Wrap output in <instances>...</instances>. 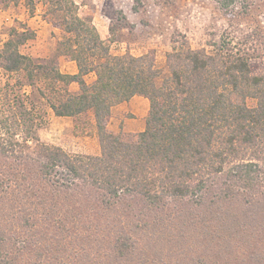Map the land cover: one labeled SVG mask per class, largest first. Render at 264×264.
I'll return each instance as SVG.
<instances>
[{"label": "trees", "instance_id": "16d2710c", "mask_svg": "<svg viewBox=\"0 0 264 264\" xmlns=\"http://www.w3.org/2000/svg\"><path fill=\"white\" fill-rule=\"evenodd\" d=\"M25 1L33 12L36 0ZM218 2L235 18L251 6ZM44 4L67 34L60 45L78 71L37 64L22 50L36 33L21 21L0 46L7 81L0 86V208L9 218L0 214V264H23L33 252L28 264H149L152 256L264 264V61L254 55L256 30L239 33L235 21L210 49L175 40L159 83L153 53L112 54L75 0ZM42 78L47 85L37 87ZM74 82L77 92L69 89ZM36 92L57 116L92 111L99 152L42 142L30 101ZM136 95L149 100L145 128L110 131L113 106Z\"/></svg>", "mask_w": 264, "mask_h": 264}, {"label": "rangeland", "instance_id": "374dc122", "mask_svg": "<svg viewBox=\"0 0 264 264\" xmlns=\"http://www.w3.org/2000/svg\"><path fill=\"white\" fill-rule=\"evenodd\" d=\"M81 15H90L101 37L109 45L112 54L131 53L142 55L153 53L156 65L161 68L159 79L168 74L166 55L175 48V40L187 39L192 48L210 49L209 43L220 41L224 30L230 29L232 23L238 21L236 28L239 33L244 30H256L252 37V46L257 49L254 55L264 61V48L259 44V35H264V0H250L251 6L247 14L241 12L237 18L229 17L220 6L218 0H75ZM21 21L36 33V37L23 46V51L32 56L39 64L51 68L56 65L63 73L74 69L69 58L63 55L61 42L66 33L53 24L50 15L46 14L44 0H36L33 12L27 7L25 0H0V46L9 36L11 27ZM238 26V27H237ZM263 37V36H262ZM253 52V51H252ZM77 65V64H76ZM95 73L86 78L87 82L95 81ZM37 87H44L46 79H37ZM6 76L0 70V86L6 84ZM48 88V86H47ZM30 85L23 90L32 94ZM71 91L77 92L79 85H69ZM51 94L52 89L49 88ZM30 101L35 105L37 129L42 142L58 145L72 154H95L100 150L98 132L92 111L77 116H57L46 99L38 92L31 95ZM29 101V103H30ZM149 100L140 95L113 106L108 122L110 131L138 132L145 128ZM1 161V158H0ZM4 209V208H3ZM6 210V209H5ZM4 210L0 208L1 216ZM13 209L9 212L11 213ZM7 221L9 218L4 217ZM3 223L1 218L0 224ZM168 251L165 244L164 252ZM27 254L22 259L28 264L35 258ZM150 257L149 264H178L177 257L165 256L167 260H154ZM183 258V257H181ZM172 260L171 263L169 262ZM152 262V263H151ZM192 263V262H190ZM186 264V262H181Z\"/></svg>", "mask_w": 264, "mask_h": 264}, {"label": "crops", "instance_id": "0c3cea01", "mask_svg": "<svg viewBox=\"0 0 264 264\" xmlns=\"http://www.w3.org/2000/svg\"><path fill=\"white\" fill-rule=\"evenodd\" d=\"M69 62H71L73 64L74 69L72 71H70L69 73H76L78 71L76 62L73 60H70ZM93 73V72H92ZM91 73L87 74L85 77H87L88 75H90ZM96 77V76H95ZM96 79V78H95ZM76 83V82H74ZM73 84V83H72ZM60 117H70V116H60Z\"/></svg>", "mask_w": 264, "mask_h": 264}]
</instances>
